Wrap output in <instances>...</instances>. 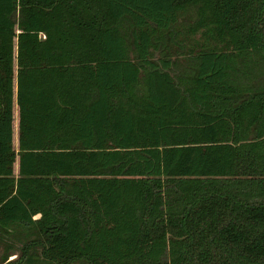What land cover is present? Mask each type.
I'll use <instances>...</instances> for the list:
<instances>
[{
  "label": "trees",
  "instance_id": "16d2710c",
  "mask_svg": "<svg viewBox=\"0 0 264 264\" xmlns=\"http://www.w3.org/2000/svg\"><path fill=\"white\" fill-rule=\"evenodd\" d=\"M263 29L264 0H0L1 264H264Z\"/></svg>",
  "mask_w": 264,
  "mask_h": 264
},
{
  "label": "rangeland",
  "instance_id": "374dc122",
  "mask_svg": "<svg viewBox=\"0 0 264 264\" xmlns=\"http://www.w3.org/2000/svg\"><path fill=\"white\" fill-rule=\"evenodd\" d=\"M264 31V29H263ZM43 37V34H40ZM158 55V51L153 49L152 56L156 57ZM14 127H15V120H14ZM22 245V238L16 237L12 235L0 237V264L2 263L3 254L6 255L7 259H15L16 256L19 254V248ZM4 263V261H3ZM34 264H48L42 260H36ZM69 264H81L80 262H72Z\"/></svg>",
  "mask_w": 264,
  "mask_h": 264
}]
</instances>
